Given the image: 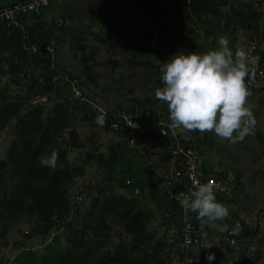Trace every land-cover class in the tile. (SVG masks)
<instances>
[{
  "label": "crops",
  "instance_id": "obj_1",
  "mask_svg": "<svg viewBox=\"0 0 264 264\" xmlns=\"http://www.w3.org/2000/svg\"><path fill=\"white\" fill-rule=\"evenodd\" d=\"M17 1L25 0H0V5ZM194 14L163 9L157 0H51L38 16L23 17L27 40L20 29L0 28V42L17 52L15 60H20L24 45L52 44V53L37 52L54 68L51 81L63 80L64 74L75 78L96 112L121 110L139 116L150 110L162 115L165 101L155 95L163 86L161 62L179 51L214 49L220 35L230 38L233 52L248 42L225 32L224 27L219 32L210 18L200 25ZM61 84L54 82L44 94L55 92L59 97ZM246 86V102L255 124L242 140L230 141L211 131L183 127L182 135L198 152L206 174L234 175L238 191L220 195L218 200L229 208L228 218L249 224L255 218V208L264 207V85ZM209 228L218 236L225 228L223 220L211 222Z\"/></svg>",
  "mask_w": 264,
  "mask_h": 264
},
{
  "label": "rangeland",
  "instance_id": "obj_2",
  "mask_svg": "<svg viewBox=\"0 0 264 264\" xmlns=\"http://www.w3.org/2000/svg\"><path fill=\"white\" fill-rule=\"evenodd\" d=\"M244 3L248 4L245 0L198 1L197 12H195L197 14L194 15L202 26L203 21L210 18L215 20L219 32H223L224 27L225 32L236 34L244 41L259 37L263 41L264 37L261 34L264 30V16L256 22L258 30L255 31L243 28L238 18L230 12V5L233 4L235 8H239ZM209 13L211 15H208ZM184 15L190 16L187 13ZM190 17L195 19L193 16ZM2 42H0V108L8 111L13 108L9 116L4 115L3 119H0V158H5L9 142L15 133L17 116L23 114L29 105L38 103L43 104L47 112L58 97L55 92H51L50 97L43 93L49 81L40 67L32 68V74L26 76L19 68L20 66L18 67L20 60H15L17 52H14L11 46L5 47L6 45ZM57 80L59 78L53 83L58 82ZM69 100L73 106L71 118L68 124L58 132L57 140L67 148L68 164L70 166L78 164L83 170L60 187V204L69 205L68 215L63 218L64 211L55 213L53 219L56 221L49 224L40 218L36 209L32 213L27 212L22 201L13 199L11 187L15 183V178L12 177L11 171L7 168L2 170L4 177L0 195L9 199L7 202L9 210L0 212V264H26L28 250L41 254L57 244L58 249L69 247L71 239H74L73 233L77 230L85 233L84 239L87 240L88 237V240L95 239L96 243L91 247L94 258H98L107 250H120L126 258L138 253L144 260L153 262L155 258L152 246L166 229L163 217L156 208L159 199L155 180L157 169L162 165L166 166L165 159L163 156L158 159L153 154H148L146 147L145 149L142 146L134 147V143L125 136L101 127L96 122V117L101 113L94 111L95 108L91 104L74 106V100ZM14 105L18 106L17 111L14 110ZM70 132H74L71 133L73 136ZM150 164L154 166V169H151ZM171 164L172 161H170ZM133 172L134 175L131 174ZM135 176L141 180L143 189L142 195L139 191L136 193L138 204L150 214V218L145 221L144 232L151 236V239L141 245L140 250L132 248L133 235L124 231L123 220L115 213L108 214L105 227L99 228L98 236L94 237L93 231L85 228L83 224L86 220V211L90 208L94 197H102L103 194L131 196L129 191L125 190L123 182L127 178L133 181ZM41 183L42 180L36 185ZM78 195L81 199L77 197ZM76 204L80 206L78 211L75 210ZM258 210L259 208L256 207L255 218L249 223L255 222ZM259 218L261 236L257 242V250L249 256L247 264H264V216H261L260 211ZM69 219L74 220L72 225H68ZM91 220L93 221V218ZM250 225L252 227L249 228H253L254 223ZM214 231L217 232V230ZM208 243L212 246L202 251L201 264H209L206 260L208 252L215 253V259L210 264H235L232 252L222 247L216 235ZM161 255L162 260L165 259L166 254ZM162 264H165L164 260Z\"/></svg>",
  "mask_w": 264,
  "mask_h": 264
},
{
  "label": "trees",
  "instance_id": "obj_3",
  "mask_svg": "<svg viewBox=\"0 0 264 264\" xmlns=\"http://www.w3.org/2000/svg\"><path fill=\"white\" fill-rule=\"evenodd\" d=\"M160 7L163 9H174L180 12H197L196 6L198 1L204 2L205 0H190L187 3L185 0H157ZM220 1V0H219ZM225 1V0H223ZM230 12L233 13L238 20L240 25L245 29H252L257 31L258 26L256 22L264 16V8L257 10L251 4L242 5V7L235 8L232 4L229 7ZM202 11V10H201ZM204 11V10H203ZM213 26L218 27L216 22L212 21ZM264 37V30L261 34ZM260 38V37H259ZM257 39L259 42H264L261 39ZM263 39V38H262ZM20 62H18V67L21 62L33 63V67H40L41 70H46L48 85H46L45 91H50L54 87L52 80V74L54 73L53 67L50 66L48 58L44 55L29 54L26 50H23L19 55ZM50 71V72H49ZM245 77V81L246 78ZM61 84V94H59V99L54 101L52 106L47 112H45V106L43 104L29 105L28 109L21 115L17 116V124L15 128V133L9 142V147L5 158H0V187L3 188V174L2 170L9 169L11 175L15 178V183H13L11 189L13 194V199L17 201H22L27 212H39L40 218L45 222L52 224L54 221L53 215L55 213H61L64 211L62 217L68 215L69 205H61V194H59L61 185L71 181L77 174L81 173L82 167L78 164L70 166L67 162L68 151L65 145L57 140L58 132L68 124L71 114L72 105L68 98L70 91V84L64 80ZM62 89V90H61ZM50 97V96H49ZM73 105L77 103L73 102ZM10 107V105H8ZM13 110V108H12ZM11 110V111H12ZM14 110H18V106L14 105ZM11 111L4 110L0 108V119L4 115L9 116ZM94 114V113H93ZM5 116V117H6ZM100 125V124H99ZM105 129H109L107 122L105 121L103 125H100ZM110 130V129H109ZM73 134L74 132H70ZM127 139H130V133L128 130L118 132ZM76 135V132L74 136ZM73 136V135H71ZM155 137V133H149L143 140L137 141L134 147L142 146L145 149L146 143ZM53 151L57 153V162L55 168H50L42 165L39 162V157L41 155H50ZM157 163V162H156ZM151 169L154 166L150 164ZM156 171V170H155ZM134 175L135 173H131ZM156 174V173H155ZM42 180L40 185H36L38 181ZM156 187L158 189V203L156 208L159 210L163 221L165 222L166 229L173 224L179 225L180 219H178L179 210L176 204L168 199L165 192L161 188V180L158 175L155 176ZM125 190L131 196H126L124 194H103L102 197H94L91 201L90 208L86 211V220L83 224L85 228H90L93 231L94 237L98 236L99 228L105 227V221L108 214H117L120 219L123 220V228L127 234L133 235L132 248L137 250L141 245L150 241L151 236L144 232L145 221L150 218V214L144 208L138 204L136 193L134 190L138 188L140 194H143L141 180L135 176V180L127 178L123 182ZM235 188V192L237 190ZM81 199V196H77ZM217 200L221 198L220 195H216ZM8 198L0 195V212H5L9 210ZM26 202V203H25ZM79 205H75V210L78 211ZM57 208V209H55ZM264 212V208H259L257 214ZM77 213V212H76ZM60 215V217H61ZM193 222L197 226H203L210 229L209 223H202L196 218V213L192 212ZM259 216V214H258ZM93 218V221L91 220ZM60 221V219H58ZM91 220V221H90ZM235 220V219H234ZM232 217H226L223 220L225 225L229 226L231 222L234 221ZM241 222V230L244 234H254L258 231V217L255 222L245 223L243 219H238ZM74 220L69 219L67 221L68 225H72ZM69 227V226H68ZM248 227V228H247ZM224 229V228H223ZM74 230V229H73ZM84 234L82 231L77 230L73 233L74 239H71V244L69 247L58 249V244L51 249L37 254L33 251L28 250L26 253L27 261L26 264H162V256L158 255L160 247L162 245V238H157L154 242L153 252L154 261L148 262L144 260L141 256L133 254V256L127 257L120 252V250H107L105 253L94 258L93 251L91 249L92 244H95V239L86 240L84 239ZM83 235V236H82ZM70 239V238H69ZM221 242V241H220ZM223 242V241H222ZM221 242V244H222ZM224 243V242H223ZM153 244V243H151ZM224 244H222L223 247ZM226 251H231L232 257L234 258L235 264H247L249 261V254L246 252L235 251L229 247L228 244L224 245ZM140 250V249H139ZM257 250V249H256ZM203 251V250H202ZM158 255V256H157Z\"/></svg>",
  "mask_w": 264,
  "mask_h": 264
},
{
  "label": "built area",
  "instance_id": "obj_4",
  "mask_svg": "<svg viewBox=\"0 0 264 264\" xmlns=\"http://www.w3.org/2000/svg\"><path fill=\"white\" fill-rule=\"evenodd\" d=\"M185 1L189 3L190 0ZM245 1L257 10L264 8V0ZM50 2L51 0H25L0 5V28L6 30L20 29L23 39L27 40L29 34L22 22L23 17L38 16ZM243 48L250 55L259 57L258 62L253 66L254 70L246 78V85H264V42H259L257 39L250 40ZM24 49L29 54H37L39 50L50 53L54 51V47L50 43L43 46L27 44L24 45ZM19 68L24 72L23 74L30 76L34 67L31 62H21ZM63 78L70 84L69 99H73V102L79 105L90 104L89 99L78 88L75 78H70L65 74ZM100 113L104 116L109 129L116 132L128 130L131 135L129 139L131 143L135 144L137 141L143 140L149 133H155V137L151 138L145 145L146 152L153 154L158 159L160 156L165 159L166 166L159 167L156 173L160 177L162 191L165 192L168 199L176 204L180 211L178 219L181 222L179 225H171L165 229V232L161 233L160 237L163 238L158 255L166 254L165 259H163L165 264H201V253L206 248L203 245L208 243L215 234L211 229L197 226L193 222L192 211L183 208L180 200L185 195L190 194L202 182L212 183L216 195L231 196L236 188L234 175L231 173L208 175L204 172L198 152L190 140L182 135V127L173 128L171 126L166 101L162 115H155L150 110H146L139 116L121 110H101ZM170 161H172L171 165ZM138 190L135 188L134 191L138 192ZM261 216H264V212L261 213ZM260 222L259 218V228L256 233L244 234L241 230V222L235 219L223 229L217 236V240L223 241L222 244L224 245L228 244L235 251L252 255L257 249V242L261 236Z\"/></svg>",
  "mask_w": 264,
  "mask_h": 264
},
{
  "label": "clouds",
  "instance_id": "obj_5",
  "mask_svg": "<svg viewBox=\"0 0 264 264\" xmlns=\"http://www.w3.org/2000/svg\"><path fill=\"white\" fill-rule=\"evenodd\" d=\"M217 43L218 47L204 53L179 51L161 62L163 86L156 89L155 95L167 102L173 128L211 131L230 141L242 140L255 124L251 106L246 102L249 92L245 77L254 70L259 57L244 48L233 52L227 35H220ZM96 122L103 125L104 116H97ZM39 162L55 168L57 153L41 155ZM180 204L195 212L202 223L224 220L230 214L229 208L217 200L210 182L199 183ZM203 246L210 248L212 244ZM214 259L215 253L206 254L209 264Z\"/></svg>",
  "mask_w": 264,
  "mask_h": 264
}]
</instances>
